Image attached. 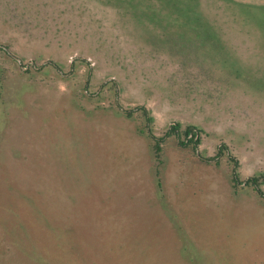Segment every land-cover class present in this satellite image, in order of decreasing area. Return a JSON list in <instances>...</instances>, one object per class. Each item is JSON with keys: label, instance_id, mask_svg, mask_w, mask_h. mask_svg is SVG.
Returning a JSON list of instances; mask_svg holds the SVG:
<instances>
[{"label": "rangeland", "instance_id": "374dc122", "mask_svg": "<svg viewBox=\"0 0 264 264\" xmlns=\"http://www.w3.org/2000/svg\"><path fill=\"white\" fill-rule=\"evenodd\" d=\"M251 178L264 0H0V264H264Z\"/></svg>", "mask_w": 264, "mask_h": 264}, {"label": "trees", "instance_id": "16d2710c", "mask_svg": "<svg viewBox=\"0 0 264 264\" xmlns=\"http://www.w3.org/2000/svg\"><path fill=\"white\" fill-rule=\"evenodd\" d=\"M172 130L173 131H177L176 127L171 128L170 132H172ZM184 135H185V137L190 135L191 139H190L189 143L193 144L196 147L198 142L196 140L195 141L193 140V138L197 136V133L195 132V129L194 128H190V127L187 128L185 130V132H184ZM179 143H180V145H186V143L183 142V141L179 142ZM155 150H156V152H159V146L158 145L156 146ZM230 161L233 162V164L236 166V161L234 160V158H230ZM232 183L233 184H237L238 183V178H237V175H236L235 171H233V174H232ZM245 184L254 187L256 193L260 197L264 198L263 192L258 188L257 179H255V178L248 179L247 181H245Z\"/></svg>", "mask_w": 264, "mask_h": 264}]
</instances>
